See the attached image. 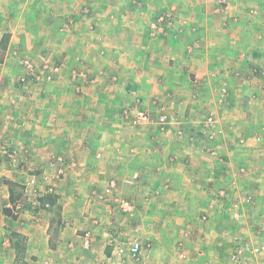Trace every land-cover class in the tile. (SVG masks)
Returning a JSON list of instances; mask_svg holds the SVG:
<instances>
[{"label": "crops", "instance_id": "crops-1", "mask_svg": "<svg viewBox=\"0 0 264 264\" xmlns=\"http://www.w3.org/2000/svg\"><path fill=\"white\" fill-rule=\"evenodd\" d=\"M7 1V9L0 10V43L4 35L7 34L8 36L11 35V40H18V47L21 46L22 48L25 46L24 41L28 39L30 29L31 32L33 30L31 25H35L36 20L40 21L39 24H41L40 11L31 10L26 16L21 15L25 16V19L13 29V27L10 28L12 18L16 16V12L20 11L22 14L25 10H14L15 7L11 6L13 1ZM255 2H260V0ZM261 2L262 5L258 7L264 10V0H261ZM138 5L135 4L134 7L139 11L140 5L139 7ZM206 13L209 14L210 11L208 10ZM135 14L136 20L132 21L131 24L138 22L141 17L138 16L139 14ZM229 14L234 15L235 13L229 11ZM63 20V18L60 19L61 22ZM226 21L219 18H213L212 20L207 18L200 24L179 25L177 33H174V28L173 32L165 35V37L163 34H161L162 38L155 36L157 39L150 37L149 30L148 35L143 36L147 43L140 36L134 35L133 37L138 40L141 39L139 42H142L135 41L136 43H133V46L136 47L135 61L143 63L146 67L145 71L151 74V85L157 84L156 81L158 80L161 82L158 86L159 89H163V84L165 89L168 90H166L167 95H163L157 87L152 88L149 96L155 99L153 102L155 110L153 111L158 114L160 110V112H164V106L169 109L167 110L168 113L175 110L176 115L174 112L171 114L174 121L169 122L168 130H170V133L182 132V137L186 138L185 140L171 138L162 132L159 136L163 137L165 144L168 143L169 145L166 146L167 150H156L157 147L164 148V146L158 145L157 134L154 133V131L160 133L159 128L151 126L153 127V134H145L144 136L139 134L140 138L137 139L135 136L137 140L131 142L130 149L134 157L128 159L129 163L124 162V171L125 174L129 173L127 175L133 173L134 178L129 180L126 177L121 185V190H119V184H117L115 193H118L117 195L120 198H116V200L119 199L118 204L113 202L111 205L120 207L124 211V207L129 206L135 212L140 206L147 207L146 211L149 210L150 212L139 213L140 217L136 219V222H141L142 227L150 225L149 223H153V220L156 223L155 225L151 224V231L138 228L133 235L136 239H134L135 242H139L142 247L140 260L138 262L134 261L136 264H162L159 255L164 254V242L161 240L166 238L171 242L170 235L174 237V233H176V228L172 231L171 227H179L177 229L180 230L182 235L187 232L210 244L209 247L206 244L204 248H201L203 250L198 249L199 252L195 248L193 252L185 249L176 252V261L178 262L174 264H222L219 261L226 253L227 264H232V257L244 243L257 245L264 243V229L259 233L252 229L249 221H246V225H243L235 220L236 218L233 221L231 218L227 219L220 210L212 212L211 208L209 209L212 205H217L214 203L212 193L218 196L216 192L221 191L224 187L223 176L227 179L228 176L234 175L233 171L238 173V168L248 167V162L253 166L255 163L260 162L261 158L264 159V102L262 101L264 99V79L259 77L260 80H252L247 86L241 83L244 69L253 68L256 74L258 72L262 74L264 67V18H257L256 21L251 18H246V20L226 18ZM42 26L45 28L44 22H42ZM76 27L78 25L70 21L65 24L64 29L70 31V29ZM169 27L164 24L163 30L167 29L168 31ZM179 30L182 32H179ZM125 31L129 33L132 29H126ZM33 32L31 34L33 35L32 38L28 39L30 44L35 39L38 41L42 37V32H38L39 35L36 36ZM17 33L19 35L15 36ZM9 40L8 49L4 53L6 55L3 57V62L0 63V77L7 79L6 81L9 82L7 84L13 86L8 91L10 94L19 92L17 94L19 99H25L20 101V110L25 113L30 111L29 105L33 107V104H30V92L25 91L24 88L25 78L24 80L16 78L17 81L21 82L22 87L17 88V84L10 83L16 76L23 74L24 71L21 68L22 63L25 61L21 63V61L14 58V55H12L14 51L13 42ZM85 41H87L86 44L90 43L89 39ZM128 44L132 45L130 42ZM121 46H124V44H120ZM145 46H147L146 49ZM150 48L152 50L148 52ZM153 50L160 53L159 58L153 57ZM197 50L199 53H194ZM67 52L69 53V50ZM67 52L60 56V61L64 64L69 62L72 66L75 62H71L72 58L69 59V57L72 54L68 56ZM145 53L148 55L143 57ZM128 57L130 58L129 55ZM166 78H170V82L166 81ZM174 78L175 81L173 82L172 79ZM56 84L59 85L49 89V92L46 90L43 94L52 102L49 104L43 101L42 104L36 105V107H39V112L42 113V123L35 125L36 128L29 125L28 120L23 123L17 119L16 122L9 121V115L15 116L13 110L16 109V105H12L8 100L9 107L0 106V143L3 141H7L9 144L12 143L13 148L16 147L19 152L26 155H20L21 157L23 155L22 160L27 158L36 162L38 167L42 165V173L51 171L54 178L51 180L50 185L54 184L52 186L56 189L54 192L51 191V195L57 199L54 206L48 203V207L47 205L43 207L40 199L49 193L36 197L38 202L34 204L38 205L36 212L41 208L48 211V213H45L46 215L42 213L44 215H42V226L40 224L41 220L37 216H35V221H30L29 217L31 216L23 219L14 217L12 210L8 207L13 203L10 184H13L12 188L14 190L19 187L25 188V183L28 184L29 182L30 184L34 179L38 180L36 174L39 175L40 173L41 175V172L38 170L36 174H32L29 170L27 171L28 166L6 169L2 166V163L7 156H4L0 149V264H116L111 260L113 254H117V250L127 244L122 240L118 242V236H116L114 228L110 227L113 224L112 216H105L102 218L103 220L91 216L93 220H85V217L82 216L83 208H81L88 205V202L93 201V199L96 200L95 195L97 196V193L105 189L98 191V188L94 187L95 179L92 176H105L107 170L110 169L111 162L108 160L110 150H104L106 148L103 149V147L107 139L110 140V144L114 140L106 136L107 133L103 128L104 124H99V126H102L103 135L96 133V135L80 137L76 127L81 125L75 121L76 117L71 115L69 120L64 118L60 113L64 108L59 110L53 103L55 97L68 95V86L70 85L67 84L63 74L57 79ZM69 91L71 92V90ZM224 93H227V99L230 96L233 99L235 98L234 106L228 109L230 114L225 115V117L220 115L222 111L220 105L222 97H225ZM35 95H40V98L42 93L38 91ZM2 96L6 98L4 93ZM2 100L5 101V99ZM260 100L262 102H259ZM245 101H247L246 107H243ZM52 106L55 108L54 110L58 111L60 117L53 118L54 110H52ZM63 106L66 107V105ZM108 107L112 106L109 105ZM195 116L197 119H191ZM211 116L216 117L219 125L225 129V134H221L216 141L209 143L210 146L222 144L223 152L219 160L217 158L220 156L215 157V154L207 152L206 145L201 144L200 136L202 134L199 133L200 128H205L204 120ZM120 124L121 120H118L108 126L115 127ZM90 126L96 127L97 124H89L88 127ZM195 130L198 131V135L193 134ZM258 139L261 140L263 146L259 147L255 144V147L260 150L254 151L256 149L253 148V152H251L248 147L244 148L245 144L240 145L241 140H244V143L250 142L253 144L257 143ZM144 140L147 145L144 144ZM204 140L206 141V139ZM207 141L210 140L207 139ZM136 143H140L142 146L154 144L153 148L155 150L152 157H156L158 160L170 157V159L178 162L172 167L167 166L166 172L159 164L160 161L158 164L155 163L153 168H149L151 165L150 160L142 166V161H139L138 157L147 156L145 160L149 159L148 153L151 152V149H139L138 147V150L135 151ZM81 144H85V146L81 147ZM4 148H8V146ZM25 148H27L26 152H24ZM204 149L205 151H203ZM52 153L59 156L58 160L63 159L64 162L62 164L57 162L54 166H51L49 159L54 155ZM132 163L135 166L134 172H130L127 166V164ZM57 165L61 168L57 169ZM153 172L157 175L156 179L150 186L144 185L141 176L147 174L151 177ZM137 175H139V178ZM164 176L177 180V187L172 189L170 184L165 185L162 183L164 181L162 177ZM246 178L243 177L247 185ZM107 185L108 183L105 184V187ZM251 185L254 184L247 185L246 189L248 191H260L261 193L263 190L264 192V184H256L253 187ZM36 187L38 186H35V189ZM120 191H123L121 192L123 194H120ZM195 193H198L199 196L196 197ZM121 195H124L122 196L124 198H121ZM257 199H260L255 203V205L258 204L257 209L250 211L252 212L250 217H254L251 222L253 220L260 222V217L264 218V199L259 197ZM14 203L16 205L17 199ZM93 204L91 206L96 208L95 202ZM111 205L110 207H112ZM67 210L69 211L67 212ZM198 211L199 217L206 215L204 219L209 218L202 225L197 224L195 218ZM148 214L153 217L151 222H148L152 218H148ZM103 223L104 227H102ZM56 225H58L57 229L54 227ZM127 227L122 221L117 228L120 231H125ZM144 238L156 239L158 244L156 250L153 247V253L150 254L152 257L146 259L144 258L145 255L149 254H146L148 251L144 250L142 244ZM17 244L19 245L18 248ZM150 246H153L151 242L147 244L146 247L148 248L146 249H149ZM194 255H198L197 258L203 257L204 261L202 259L197 261Z\"/></svg>", "mask_w": 264, "mask_h": 264}, {"label": "rangeland", "instance_id": "rangeland-1", "mask_svg": "<svg viewBox=\"0 0 264 264\" xmlns=\"http://www.w3.org/2000/svg\"><path fill=\"white\" fill-rule=\"evenodd\" d=\"M11 1H13V3H11V6L15 7L14 10L18 9L21 11H25L22 14L20 11L16 12V16L12 18V21L10 23V28L13 27V29H15L18 24L23 22L25 16L31 10H38L40 11L39 18L41 20V24H39L40 21L36 20L35 25H31V27L33 28L32 32L34 31L33 33L35 34V36L39 35L37 34L38 32H42V37L38 39L37 36L38 41H36L35 39L30 44L28 39H31L33 36L31 35L32 32L30 29V33H28V39L24 41V45L26 47L23 46L21 48V46L18 47V40H11V35L8 36L10 39L8 40L13 42L12 47L14 48V51L12 55H14V58L21 61V63L25 61L24 63H22L21 68L22 71H24L22 72L23 74H21L20 76H16L10 81V83L17 84V88L20 86L22 87L21 82L17 81L16 78H22V80H24L25 78V86H23L25 88V91L28 90L30 92V104H33V107L29 105L30 111H27L25 113L20 110V101H24L25 99H19V97L17 96L19 92L17 94H10L8 91H10L9 89H12L13 86L8 85L7 83L9 82L6 81L7 79L2 77H0V106L9 107V105L7 104L8 101L12 105H16V109L13 110L15 116L9 115V121L16 122L17 119L21 120V123H23L25 120H28V124L33 125L34 128H36L35 125H39L42 123V113L39 112V107H36V105L42 104L43 101L50 104L52 100L47 99L43 94L46 92V90H48L49 92V89H52L53 87L59 85L56 84V81L62 74L63 76H65L67 84L70 85L68 86V89L71 90L72 93L68 90V95L66 94L64 96L55 97V99H53L54 106H56L59 110H62V108H64V110H62L61 112L59 111L64 118H68L69 120V117L71 115L76 117L75 121H77L79 125L83 126L76 127V131L78 130L77 132L80 137L96 135V133H99V135H103L101 129L102 126H99V124H104L105 126H103V128L107 133L106 136L110 137V139L113 138L114 140L110 144V140L107 139L104 142L103 147V149L106 148L104 150H110V153L108 154V160L111 162L110 169L107 170L108 172L105 176H92V178L95 179L94 187H97L98 191H102L103 188L105 189L102 192L97 193V196L95 195L97 201L93 199V201L88 202V205H86L85 207H81L83 208L82 216L85 217V220L89 221L93 220L92 218H94V216H96L98 220L104 218L105 216H112L111 220H113V224L110 225V227L114 228L116 236H118V242L122 240V242H126V246L129 247L136 240L135 237H133V235L136 233V229L143 228L144 230L151 231V224H156L153 220V223H149L150 225L142 227L141 222H136V219L140 217L139 213L150 212L149 210L146 211L147 207L143 208L142 206H140L135 212V210L133 209L124 211L120 207H113L111 205V203L113 202H116L118 204L119 201V199L116 200L119 195H117L118 193H115L117 184H119L118 188L119 190H121V185L123 184V181L124 179H126V177L129 180L134 178L133 173L132 175H127L129 173L125 174L124 171V162L127 161L129 163L128 159L134 157V154H132L130 149L131 142H134L135 140L140 138L139 134H142L143 136L145 134H153V127L151 126L159 128V130H157L160 133H157L156 131H154V133L157 134L156 140H158L157 142H159L158 145L164 146V148L157 147L156 150H167L166 146L169 145L168 143L165 144V142L163 141V137L159 136V134H162V132L171 138H182V140L186 139L182 137V132L180 133L176 131L170 133V130H168L169 122L174 121V118L173 116H171V114L173 112L175 113V110H171V113H168L167 110L169 109H167V106H164V112H160V110L158 114L156 111H153L155 110V105L153 103L155 99L152 98V96L150 97L149 94H151L153 87H157L159 89L158 86L161 84V82L157 80V84L151 85V74L145 71L146 67H144L143 63H137L135 61L134 55H136V47L133 46V43H136L135 41H138V43H142L139 41L143 39V36L148 35L149 30L150 37L157 39L159 36V38H162L163 36H161V34H163L165 37V35L173 32L174 28V33H177L178 28L180 27L179 25H185L189 23L200 24L207 18L210 20H212L213 18H219L220 20H225V22H227L226 18H234V20L235 18L242 20L251 18L256 21L257 18H264V10H261V7H258L262 5V2L261 0L260 2H255L256 0H156L155 2L153 0ZM135 1L137 2L134 3ZM6 2L8 3L7 0H0V10L7 9ZM138 2L140 7L138 5ZM135 4L140 8L139 11L134 7ZM89 10L92 11L89 12ZM208 10L210 11L209 14L206 13ZM229 11L233 14L235 13L234 15L236 16L230 15ZM135 13L139 14L138 16L141 17L138 22H134L133 24H131L132 21L136 20ZM61 18L64 19L62 22L60 21ZM70 21L73 22V24H77L78 27H76L75 29L72 28L70 29V31H66V29H64L65 24H68ZM42 22L45 23V28L42 26ZM164 24L168 27L170 26L168 31L167 29L163 30ZM130 28L132 29V31H129V33H127L125 30H129ZM195 28L197 29L196 26ZM179 32L182 31L179 30ZM18 35L19 33L15 34V36ZM134 35L140 36L141 39L138 40L136 38H133ZM88 39L90 43L86 44L87 41L85 40ZM143 40L147 43V40ZM129 42L132 43L131 46L128 44ZM120 44H124V46L120 47ZM25 48L26 50H24ZM146 48L147 46H145V49ZM67 50H69V53L67 52ZM151 50L152 49L150 48L148 52H150ZM66 52L68 53V56L72 54V56L69 57V59L72 58L71 62H75V64L73 63L72 66L69 62L64 64V62L60 61V56H62V54H65ZM152 53L153 57H155L156 59L159 58L160 53H158V51L153 50ZM194 53H199V51L197 50ZM2 54L3 55L0 54V57H4L6 55L4 53ZM128 55L130 56V58L128 57ZM147 55L148 54L145 53L143 54V57H146ZM243 72L244 73L241 83H243L244 86H247L252 80H260L258 79L259 77H262L264 79V67L262 69V74L261 72H258L256 74L253 68L244 69ZM24 74L25 76L23 77ZM172 80L174 82L175 78ZM166 81L170 82V78H166ZM162 87L163 89H159V91L163 95H167V89H165V86L163 84ZM38 91L42 93L40 98V95H35ZM3 93L6 95V98L2 96ZM226 94L227 93H224L225 97H222V103L220 105L222 106V111L220 109V115L224 117L225 115L228 116L230 114V111L228 109L233 107V102H235V98L233 99L231 96L227 99ZM7 96L9 97L7 98ZM1 98L5 99V101H3ZM160 99H162V97H160ZM244 99L246 98L244 97ZM262 101L264 102V99ZM262 101L260 100L259 102ZM246 102L247 101L243 103V107H246ZM62 105H66V107H62ZM109 105L112 107H108ZM151 105H153L154 107H152ZM113 106L116 108H114ZM54 109L55 108L52 106V110ZM139 112H147L151 117V122L145 123L138 121L137 116ZM163 116L167 118V124L164 126L159 124V119ZM58 117H60V114L57 110H54L53 118ZM191 119L195 120L197 118L195 116L191 117ZM118 120H121V124L119 126H108L109 124H114ZM204 121L205 122L203 124H206L208 126L205 125V128H200L199 133L202 134L200 136L201 144L206 145L207 152L209 151L210 153L215 154V157L220 156L219 158H217V160H219L221 158V153L223 152L222 144L218 142V145L214 144L215 146H210L211 144L209 143L216 141L221 134H225V129L219 125L218 119L216 117L214 118L213 116H211ZM89 124H97V126L88 127ZM193 134L198 135V131L195 130ZM135 136L137 137V139H135ZM204 139H206V141L207 139L210 141L206 142ZM118 141L121 142L117 143ZM11 144L12 143L9 144L7 141H3L0 143V149L2 153L4 154V156L9 157H6L5 161L2 163V166H4L6 169L28 166L26 168L27 171L29 170V172H31L32 174H36L39 170L41 172V175L40 173L39 175L36 174L38 180L34 179V183L31 182L30 184L29 182L28 184L25 183V188H16L15 195L17 198V203L15 205V203L13 202L8 207L12 210L13 216L19 217L20 219L31 216L29 217L30 221H35V216H37V218H40V224L42 226V215L48 213V211L42 210L41 208L40 210H38V212H36L38 205L34 204L38 203L37 198L39 196L41 197L47 193L52 194L51 191H56L55 187L52 186L54 184L50 185L51 180L54 178L53 173L51 171L42 173V165L38 167L36 166V162L30 161L27 158L22 160L21 158L23 157V155H26L19 152L16 147L13 148V144ZM136 144L137 145L135 147V151L138 150V147L139 149H151V152L148 153V155L150 156L149 159L145 160L147 156L141 158L138 157V160L142 161V166L150 160V164L152 166L150 165L149 168H153L155 166L154 164H158V162L160 161L161 163L159 164L166 172L167 166L172 167L178 162L170 159V157L165 159L163 158L162 160H158V158L152 157L155 150V148H153L154 144L148 146H142L140 143ZM144 144H146L145 140ZM255 144L256 146L259 145V147L263 146L260 139H258L257 143L253 144L250 142L244 143V140L240 141V145H244V148L248 147V150H250L251 152H253V148L256 149ZM5 146H8V148H4ZM80 146L83 147L85 146V144H81ZM59 148L60 146L58 147V149ZM26 149L27 148H25L24 152H26ZM257 150L260 149H256L254 151ZM203 151H205V149ZM21 154H23L22 157L20 156ZM52 154L54 155H52L49 159L50 162L48 161L51 166H54L57 162L60 164L64 162L63 159L58 160L59 156H56L55 153ZM13 157L14 159H12ZM134 160L136 159L134 158ZM28 161L31 163L27 164L26 162ZM247 164L246 165L248 167L242 166L238 168V173L236 171H233V176H228L227 179L223 176L224 187H222L221 191L218 190L216 192L218 196H215V194L212 193L214 197V203L217 205H212V207H209V209L211 208L212 212H214V210H216V212L220 210L222 215H224L227 219L231 218L233 221V219L236 218L235 220H238L243 225H246V221H249V225L252 227V229L261 233V230L264 229V218L260 217V222L256 220H253V222H251L254 217H250V213H252L250 211L253 209H257L258 204L255 205V203L260 200L257 198L259 197L261 199H264V192L262 189H260L262 190L261 193L260 191L251 192L248 191L246 187L248 184H264V159L261 158V161L255 163L253 166L250 162H248ZM127 166L129 167L128 169L130 170V172H134L135 166H133V163L130 165L127 164ZM59 168L61 167L57 165V169ZM137 176L139 178V175ZM141 177L143 180V184L150 186V184H152L156 179L157 175H155V173L153 172L151 177L147 174H144ZM243 177H247V185L244 182ZM162 179L164 180L162 181V183H164L165 185H167V183L170 184L172 189H175L177 187L176 184L178 182L172 177L168 178L164 176L162 177ZM107 183L108 185L105 187V184ZM254 185H251V187H253ZM35 186L38 187H36L35 189ZM108 189H110L111 191L108 192ZM121 192L123 191H120V194H123ZM35 196L38 197L36 198ZM122 196L124 195H121V198H124ZM195 196L198 197L199 194L195 193ZM92 202H95V204L97 205L96 208L91 206L94 205ZM110 205L112 207H110ZM19 206L20 209H17ZM68 211L69 210H67V212ZM198 215L199 211L195 215L197 224L199 225L204 224V222L209 219H204V216L206 215L200 217ZM91 216L93 217L91 218ZM147 217L151 218L152 216L148 214ZM152 219L153 217L148 222H151ZM122 221L125 225L128 226L127 230L125 231H120L117 228L118 226H120V223ZM104 226L105 225L103 223L102 227ZM54 227L55 229H57L58 225ZM175 228L176 233H174V237L170 235L171 242H169L166 238H163L161 240L164 242V254L159 255V260L162 264H170L171 262L174 264L175 262H178L176 261V252H180L184 249L191 250L193 252L194 248L199 252L198 249L204 248L207 244L205 240L196 238L190 233L186 232L185 235H182L180 233V230L177 229L179 227H171L170 229L173 231V229ZM162 229H164V227H162ZM201 229H203V227H201ZM150 242L151 244H153V246H150L149 249H146L148 248L146 247L147 244ZM182 243L184 244V246ZM186 243L188 244L186 245ZM142 244L144 246V250L148 251L146 252V254H149L145 255L144 258L146 259L148 257H152V255L150 256V254L153 253V247L154 250H156L158 246V244L156 243V239L144 238ZM209 246L210 244H207V247ZM230 247L232 248V246ZM194 256L196 258L198 257V255ZM198 259H202L204 261L203 257L197 258V261ZM111 260L113 261V263L115 262L116 264H121L122 261L127 259H124L118 254H113ZM219 262H222V264H227V253L222 256V260ZM128 264L136 263L129 260Z\"/></svg>", "mask_w": 264, "mask_h": 264}, {"label": "built area", "instance_id": "built-area-1", "mask_svg": "<svg viewBox=\"0 0 264 264\" xmlns=\"http://www.w3.org/2000/svg\"><path fill=\"white\" fill-rule=\"evenodd\" d=\"M137 117L140 122H151V117L147 112H139ZM159 124L163 126L166 125L167 118L165 116L161 117L159 119ZM107 191L110 192L111 190L108 189ZM17 209H20V206ZM124 209L125 211H129L132 208L125 206ZM141 250L142 247L139 242H134L129 247L126 245L120 247L117 250V254L124 259H127L122 261L121 264H128L129 260L138 262L140 260ZM232 259V264H264V243L258 245L254 243H244L238 248Z\"/></svg>", "mask_w": 264, "mask_h": 264}, {"label": "trees", "instance_id": "trees-1", "mask_svg": "<svg viewBox=\"0 0 264 264\" xmlns=\"http://www.w3.org/2000/svg\"><path fill=\"white\" fill-rule=\"evenodd\" d=\"M8 49V35H4L3 39H2V42L0 43V54L3 55L2 53H5V51ZM3 57H0V63L3 62ZM12 185L13 184H10V189H11V199L13 202L16 201V197H15V190L12 188ZM40 201L42 202V205L43 207L45 205H47L48 203L51 205V206H54L57 202V199L55 198V196L51 195V194H47V195H44ZM17 236V235H16ZM19 247V245L17 244V248Z\"/></svg>", "mask_w": 264, "mask_h": 264}]
</instances>
